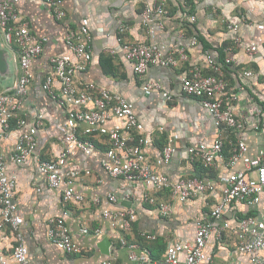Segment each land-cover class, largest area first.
<instances>
[{
	"label": "built area",
	"instance_id": "1",
	"mask_svg": "<svg viewBox=\"0 0 264 264\" xmlns=\"http://www.w3.org/2000/svg\"><path fill=\"white\" fill-rule=\"evenodd\" d=\"M141 1L145 5L139 15V26L144 30L145 39H130L129 27L122 23L116 30L119 51L130 63L136 79L144 84V89L158 92L166 102L173 101V94L163 90L160 82L147 80V71L152 67L179 70V93L199 101L218 126L219 131L213 141H197L184 153L187 165L198 164L207 171V175L171 179L165 173L153 170L144 154L145 141L128 102L106 87L80 78L86 73L93 55L92 36L82 25L74 30L61 29L59 46L63 52L46 59L48 69L43 76L41 90L64 111V121L57 126L54 136L59 150L47 160L40 158L36 153L39 136L46 131V123L42 117H35L30 122L24 104L34 81L33 65L42 57L48 38L32 33L29 22L20 16L16 6L21 2L39 3L56 23H62L66 18L64 0H0V37L16 63L14 84L0 92V241L4 243L0 264H31L20 231L23 221L14 200L17 177L8 173L10 165L23 167L31 161L35 162L47 188L60 193L61 212L47 218L45 237L49 245L64 255L81 252L69 221L77 213L76 209L90 205L97 209L95 217L103 225L92 228L89 220L75 216L80 237H102L105 226L119 233L117 242L109 243L107 255L96 264H122L113 253L114 247L126 250L131 264H216L211 250H206L207 243L213 239V244L220 245L226 235L233 236L234 250L246 256L247 264H264V207L259 217L258 213L242 219L234 217V207L243 206L247 214L263 203L264 147L243 171L233 170L247 151L242 141H233L230 136L246 127V121L235 113L233 105L237 104V97L229 92L224 75L223 68L233 60L225 57L220 64L206 49L202 51L203 66L190 64L186 48L197 46L198 39L194 34L187 37V47L182 44L170 46L168 52H163L156 32L163 29L162 20L167 15L165 0H157L156 4ZM203 2L194 0L196 5ZM205 17L215 21L216 13L212 10ZM184 21L194 25L196 15L189 14ZM222 25L228 31L236 30L235 24L223 21ZM177 38L181 42L185 39L183 31ZM255 51L254 45L245 50L250 56ZM108 53L115 54L112 50ZM242 76L254 83L258 77L253 70L242 71ZM252 129L264 140V120L253 123ZM94 139L106 144V150L98 161L102 173L113 179H123L135 189L143 182L150 187V191L143 189L124 194L122 200L130 204L128 208L117 207L118 198L108 193L105 197L108 207L101 209L98 196L87 200L74 190L75 182L81 176H91V171L73 165L69 160L75 153L91 157ZM224 146L229 147L227 157L223 154ZM174 153L173 146L162 148L164 165L170 163ZM218 169L227 171L224 180L208 177L209 172ZM196 200L201 201L203 210L195 222L191 241L167 242L160 259H152L149 250L140 243L127 241L126 235L132 230L138 207L147 205L157 217L168 219L173 214L174 202L189 204ZM227 213L232 219L226 218ZM141 236L147 241L156 239V235L151 233H142Z\"/></svg>",
	"mask_w": 264,
	"mask_h": 264
},
{
	"label": "crops",
	"instance_id": "2",
	"mask_svg": "<svg viewBox=\"0 0 264 264\" xmlns=\"http://www.w3.org/2000/svg\"><path fill=\"white\" fill-rule=\"evenodd\" d=\"M152 2L156 4L157 0H147L146 3ZM144 5L145 2L141 0H64L66 18L62 23H56L39 3L21 2L16 6L20 16L29 22L31 32L48 38L42 57L33 65L34 81L24 104L30 122L35 117H42L46 123V131L39 136L36 153L40 158L47 160L59 150L54 136L57 134V126L64 121V111L52 103L41 90L43 76L48 69L46 59L54 53L63 52L59 46L61 29L66 27L74 30L82 25L92 36L93 55L86 73L80 78L106 87L128 102L136 118L138 131L145 141L144 154L153 170L165 173L171 179L177 176L207 175L198 164L187 165L184 162V153L197 141H213L219 131L218 126L199 101L179 93V70L152 67L147 71V80L160 82L163 90L173 94V101L166 102L158 92H147L144 89V84L136 79L130 63L119 51L116 30L122 23L129 27L130 39H145L144 30L139 26V15ZM165 5L167 15L162 20L163 29L156 32V39L163 52H168L170 46L182 44L187 47L186 39L191 31L199 36V40L196 47L186 48L190 64L203 66L201 40L209 47L208 50L218 63L225 57L233 60L223 69L228 90L237 97L238 102L233 105L235 113L246 121L244 130L230 134L231 140H240L247 147V151L233 167L235 171H243L264 147L262 136L252 129L253 123L264 120V0H204L199 5H196L194 0H165ZM212 10L216 13L215 21L205 17ZM189 14L196 15L194 25L184 21ZM223 21L235 24L236 30L234 32L226 30L222 25ZM181 31L185 37L182 42L177 40ZM249 45H254L256 49L252 56L245 52ZM0 48L6 52L8 64L9 55L11 57L13 55L10 50L4 48L2 40ZM109 50L115 54L110 55ZM244 70H253L257 73L255 83L242 76ZM0 75L2 92L11 87L16 80L15 61L12 76L8 71ZM167 145L173 146L175 153L170 163L164 165L161 151ZM105 150L104 141L94 139L91 157L85 158L80 153H75L70 158L71 164L91 171V176H81L75 182L74 190L84 195L87 200L92 196H98L101 209L108 207L105 198L108 193L118 198L117 207L128 208L130 204L122 200L124 194H132L143 189L150 191V187L143 182L135 189L123 179H113L102 173L98 161ZM228 153L229 147L224 146V157H227ZM8 173L17 177L14 200L23 221L20 231L24 236L31 264H96L107 255L104 250L105 242H117L119 233L106 226L105 235L99 238L92 235L84 238L78 235V221H75V216L89 220L92 228L103 225L98 217H95L97 209L89 205L84 209H76L77 213L69 221L75 243L81 248V252L70 256L58 252L47 242L45 223L48 217L60 214V193L47 188L33 161L23 167L10 165ZM210 175L211 179L219 177L220 180H224L227 171L218 169ZM263 207L264 200L259 208L256 207L251 212L258 213L259 217ZM202 210L200 200L189 204L174 202L173 214L168 219H161L149 206H140L136 209L137 218L132 224V230L126 235L127 241L140 243L149 250L151 256L160 259L165 253L167 242L193 239L195 222ZM245 214L243 206L234 207L236 219H239L238 215ZM225 216L232 219L230 213ZM142 233L154 234L156 239L147 241L141 236ZM213 243L211 239L206 250H211L216 264H247L246 256L235 252L232 235L224 236L220 245ZM3 249L4 243L0 241V253L4 252ZM113 251L118 262L131 264L127 260L126 250L114 247Z\"/></svg>",
	"mask_w": 264,
	"mask_h": 264
},
{
	"label": "water",
	"instance_id": "3",
	"mask_svg": "<svg viewBox=\"0 0 264 264\" xmlns=\"http://www.w3.org/2000/svg\"><path fill=\"white\" fill-rule=\"evenodd\" d=\"M6 52L0 48V73H5V71H7V67H8V64H7V61H6ZM7 74V73H6ZM108 246H109V241H106L105 242V254L108 253L107 249H108Z\"/></svg>",
	"mask_w": 264,
	"mask_h": 264
},
{
	"label": "trees",
	"instance_id": "4",
	"mask_svg": "<svg viewBox=\"0 0 264 264\" xmlns=\"http://www.w3.org/2000/svg\"><path fill=\"white\" fill-rule=\"evenodd\" d=\"M193 29H194V26H193ZM193 34H194V35L197 37V39L199 40V36L196 35L195 33L191 32V31H190V33H189V36H192ZM200 44L202 45V50H206V49L209 48V47L203 42V40H201V43H200ZM219 58H222V57L219 56ZM219 62L223 64V58H222ZM202 170H203V169H202ZM203 171H204L205 174H207V171H206V170H203ZM210 174H211V172H209L208 177H209V176L212 177ZM205 176H206V175H205ZM210 177H209V178H210ZM253 214H254L253 212H249V213H247L245 216H240V215H238V217H239V219H242L243 217L251 216V215H253ZM150 255H151V253H150ZM151 257L154 258V259H157V257H154V256H151Z\"/></svg>",
	"mask_w": 264,
	"mask_h": 264
},
{
	"label": "rangeland",
	"instance_id": "5",
	"mask_svg": "<svg viewBox=\"0 0 264 264\" xmlns=\"http://www.w3.org/2000/svg\"><path fill=\"white\" fill-rule=\"evenodd\" d=\"M1 40V39H0ZM8 67H7V71L11 74V76H12V74H13V71H14V61H13V59H12V57H11V55H9V58H8ZM1 76V75H0ZM0 80H2L1 78H0Z\"/></svg>",
	"mask_w": 264,
	"mask_h": 264
}]
</instances>
